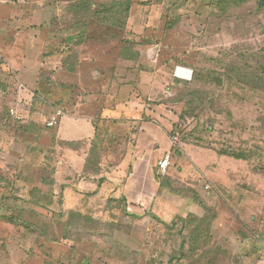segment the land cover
Returning <instances> with one entry per match:
<instances>
[{"label":"rangeland","instance_id":"rangeland-1","mask_svg":"<svg viewBox=\"0 0 264 264\" xmlns=\"http://www.w3.org/2000/svg\"><path fill=\"white\" fill-rule=\"evenodd\" d=\"M116 1L0 0V12L37 9L45 41L24 76L0 70V264H233L228 237L213 235L237 236L236 218L261 259L264 207L250 205L264 204V91L234 76L264 74V5L134 0L124 24L89 18ZM4 32L15 61L23 42ZM14 104L24 121L8 116ZM147 105L175 114L176 144L159 195L136 214L115 195L137 131L126 113L145 118Z\"/></svg>","mask_w":264,"mask_h":264},{"label":"crops","instance_id":"crops-1","mask_svg":"<svg viewBox=\"0 0 264 264\" xmlns=\"http://www.w3.org/2000/svg\"><path fill=\"white\" fill-rule=\"evenodd\" d=\"M20 1L26 2V0ZM1 3L5 4L7 2L1 1ZM14 9L8 7L7 9H3V11L0 12V36L4 38L8 34L4 32L5 30H9L11 32V30L14 29V31L16 32L15 39H19V43L23 42L24 51L22 56L13 61V58L9 55H11L10 48L14 43L9 41H0V61H3V63L0 64V70L3 75L7 72L4 70H8L9 73L11 72L10 74L19 77L24 76V73L22 72L25 71V68H27L28 64L33 63V59L36 60L38 59V55H40V57L43 55L45 41L42 36L43 30L40 31V28L42 27L41 25L43 24L41 22L42 14L37 11V9H35V11H29L30 14H28V12L25 13L27 10L25 8L20 7L18 8L19 11H16ZM29 26L39 33H37L38 35L33 38L31 37L25 39L23 33L24 31H28L27 28ZM70 41L74 42L75 39L73 38ZM69 49L70 45L68 44V47L66 49L64 48L61 52H58L59 54H57V57L60 58V61L63 60V56H67V51ZM29 52L30 54H32V58ZM28 55H30V57ZM54 58L57 59L56 56H54ZM82 60L83 59L81 57L80 61ZM12 61L17 63L18 69L16 66H13L11 64ZM80 68L81 66L76 65L75 69L77 70L69 71L72 74L76 75ZM127 108L128 107H119L121 111ZM144 109L146 117L142 118V116V119L133 117L134 114L132 113H126L127 116L131 118V120L138 121L136 128L137 131L134 135V147L132 152L133 159L127 167L126 175L128 176L122 180L121 186H118V184H114V187H119L115 198L124 199L130 212L136 214L142 213L143 209L151 206L155 202V199L161 191V183L158 179V177L161 176V173L158 169V162L167 153L172 154V152L174 151L173 130L176 123L175 114L170 109H168L166 105H147V107H144ZM127 110L130 111L133 109L129 107ZM85 119L88 118L83 117L84 121H86ZM101 189L102 187L100 188V190ZM167 202L171 203L172 201L171 199H169L167 200ZM261 206L264 207V204H262L261 202H252L250 205V209L256 210L257 212L260 210L259 212L261 213ZM72 208L74 209V207H71L70 209ZM234 217H237V215L234 214ZM221 220H223V217ZM225 227L229 228V226ZM235 230L237 236H244V232H246L245 226L238 221V218H236ZM232 234L233 232L229 230V232L224 233V236L222 237H220V234H214L213 236L215 240L228 237V240L230 242L228 241V245L225 246H229L228 249L230 250L236 264H261V259L256 260L254 249H251L252 244L255 240H252L251 242L250 238H242L243 236L238 239L237 236H234ZM256 246L264 247V242L258 243ZM12 264L23 263L17 262Z\"/></svg>","mask_w":264,"mask_h":264},{"label":"trees","instance_id":"trees-1","mask_svg":"<svg viewBox=\"0 0 264 264\" xmlns=\"http://www.w3.org/2000/svg\"><path fill=\"white\" fill-rule=\"evenodd\" d=\"M82 1L86 2L87 0H82ZM257 1L260 7L264 5V0H257ZM133 3H134V0H126V1L119 0V1H116L113 4L114 6L112 5V7L109 8L108 10L91 9L89 13V18H91L92 20H98L102 24H106V25L113 24L111 27L114 28L116 27V22L118 23V21H122L123 24L125 21L127 22V18L130 14V10H131ZM122 18H124V20ZM123 28H125V25L123 26ZM74 38H77V37H74ZM71 58L72 57H67L64 62L70 60ZM75 58H77V56H75ZM130 60H132V58H130ZM74 69H71V70H74ZM230 72H232V70ZM236 72L237 74L234 77L239 82L244 83L252 88L260 89L264 91V74L261 71L257 69L255 70L250 69L249 71H244V69L241 68V69H237ZM8 116H9V112H8ZM161 177L163 176L162 175L159 176L158 179L162 187ZM121 200H122V203L126 205L125 200L124 199H121Z\"/></svg>","mask_w":264,"mask_h":264},{"label":"built area","instance_id":"built-area-1","mask_svg":"<svg viewBox=\"0 0 264 264\" xmlns=\"http://www.w3.org/2000/svg\"><path fill=\"white\" fill-rule=\"evenodd\" d=\"M9 116L12 118L15 122H22L26 119V116L24 115L23 111L20 109V106L18 104H14L9 109ZM64 116V112L60 109L54 110V112L50 115V117L46 120L45 126L49 129H55L60 125V120ZM175 137L173 139L174 145L176 144ZM171 153H167L159 162H158V169L161 174H166L169 166L171 164ZM209 188L208 186L206 187ZM261 264H264V255L261 258Z\"/></svg>","mask_w":264,"mask_h":264}]
</instances>
